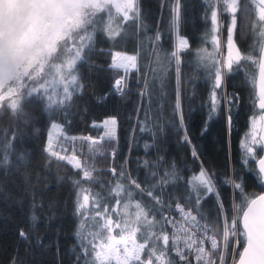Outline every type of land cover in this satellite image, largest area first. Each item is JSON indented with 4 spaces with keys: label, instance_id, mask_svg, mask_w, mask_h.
I'll list each match as a JSON object with an SVG mask.
<instances>
[{
    "label": "trees",
    "instance_id": "16d2710c",
    "mask_svg": "<svg viewBox=\"0 0 264 264\" xmlns=\"http://www.w3.org/2000/svg\"><path fill=\"white\" fill-rule=\"evenodd\" d=\"M174 3L175 0H139L140 20L124 23L114 17V26H122L121 35L115 39L98 29L91 49L85 51L78 64L82 87L66 106L49 111L45 100L29 97L23 118L13 117L7 109L0 111V264H86L91 259L82 252L77 235L81 217L76 213L78 189L73 181L80 180L81 174L45 150L53 121L62 123L67 134L79 135L98 133L91 126L93 120L115 118V138L105 140V155L96 158V167L104 169L98 173L104 187L82 185L106 197L104 203L109 209L115 200L108 196V185H115L119 179L108 171L111 168L117 173H130L146 190H152L167 178L166 173L174 171L179 179L153 192L170 207L176 202L190 207L188 198L194 200V195L186 182L199 173L201 162L214 173L225 209L234 195L233 188L223 183L225 177L242 178L248 193L264 189L249 170L255 167L254 163L242 162L241 141L249 131V118L258 119L260 115L252 107V91L245 83L244 72L234 69L225 75L223 89L216 92L219 105L209 119L211 80L203 69L196 68L187 53H181L179 75L175 60L169 62L167 57L175 43V34L169 31ZM242 3L249 9L248 22H255L253 6L248 0ZM209 5L210 0H181L179 33L193 49L212 50L211 43L204 42L205 34L212 28ZM222 8L221 5L219 20L223 50L230 14ZM104 20L107 21L106 14ZM157 33L159 41L155 40ZM236 41L241 51L248 53L253 36L248 34L241 39L238 30ZM120 52L137 56V67L124 74L126 86L122 93L116 90L115 81L123 72L112 67L113 58ZM244 67L251 70L250 65ZM233 94H238V103L229 104ZM193 148L197 156H193ZM76 153L80 155V151ZM83 153L82 160L88 157L87 151ZM5 155L7 163H3ZM120 183L127 185L128 181ZM200 195L201 211L210 221L215 220V194ZM135 200L145 207L154 206L146 193H137ZM134 211L129 209L130 213ZM112 218L117 219L115 214ZM156 219L160 220L158 212ZM166 230L170 234V226ZM170 255L175 264H180L174 254Z\"/></svg>",
    "mask_w": 264,
    "mask_h": 264
},
{
    "label": "snow or ice",
    "instance_id": "6c2138e0",
    "mask_svg": "<svg viewBox=\"0 0 264 264\" xmlns=\"http://www.w3.org/2000/svg\"><path fill=\"white\" fill-rule=\"evenodd\" d=\"M248 3L255 9V22H248L249 9L242 0H210L212 28L204 36L205 44L211 43L209 51L207 47L191 48L188 39L180 35L182 6L181 0H175L169 25V31L175 34V43L167 57L169 62L175 60L179 75L181 53H187L193 57L196 68L203 69L206 78L211 80L209 119L219 105L216 92L223 89L225 75L232 74L234 69L244 72L245 83L252 91V107L260 115L258 119L249 118V131L241 141L242 162L244 165L254 163L255 167L249 170L259 178L258 186L264 188V154L258 155V151L264 153V0H248ZM221 5L223 12L230 14L223 50ZM114 17L124 23L140 20L139 0H0V111L7 109L13 117L23 118L29 97L45 100L49 111L66 106L82 87L78 64L84 59L85 51L91 49L97 30L105 31L112 39L121 35L122 26H114ZM238 30L241 39L248 34L253 36L248 53L242 52L237 44ZM159 39L157 33L155 40ZM136 61L135 55L116 53L112 67L127 72L137 67ZM245 65H250L251 70ZM125 86L123 76L115 81L118 92L122 93ZM228 103H238V94H233ZM228 120L231 123V116ZM115 124V118L105 120V135L98 139L65 137L86 144L88 157L84 160L81 159L83 149L80 155L75 148L71 155L57 151L51 132L45 149L50 157L67 163L81 174L80 180L73 183L78 189L76 213L81 217L77 235L82 242V252L91 258L86 264H154V261L155 264H175L170 253L180 264H264V192H246L242 178H224L223 183L234 191L225 209L219 199L214 173L201 162L199 173L186 182L194 195V200L188 198L190 207L185 210L180 203L175 206L180 220L166 215L170 206L153 194L162 185L179 179L174 171L166 173L167 178L152 190H146L130 173L109 169L113 177L119 178L115 185L111 182L108 185V196L115 200L111 209L101 193L82 187L85 183L104 187L98 176L104 169L96 167V158L105 155L104 143L106 138L113 137ZM51 127L57 132L63 131L62 125L53 123ZM185 140L190 143L187 136ZM192 154L197 156L195 148ZM7 162L5 155L3 163ZM120 180H127V185ZM201 192L215 194V220L210 221L201 211ZM137 193H146L154 206L145 207L135 200ZM130 208L135 209L134 213L129 212ZM157 212L160 220L156 219ZM169 226L171 234L166 230Z\"/></svg>",
    "mask_w": 264,
    "mask_h": 264
},
{
    "label": "rangeland",
    "instance_id": "374dc122",
    "mask_svg": "<svg viewBox=\"0 0 264 264\" xmlns=\"http://www.w3.org/2000/svg\"><path fill=\"white\" fill-rule=\"evenodd\" d=\"M110 117V116H109ZM259 117V116H258ZM105 118V117H104ZM104 118H102L101 120L99 121H102ZM113 117H110V119H112ZM94 122V125H93V122L91 123V126L93 128H95L98 133L97 134H92L94 138H99L100 136L102 135H105V131L106 129L99 126V123L100 122ZM56 122V121H55ZM52 133L54 134V132H52V129L49 130V133ZM65 137H71V135L67 134L66 136H62L60 138H58L57 140L54 139L53 137V140H54V147L56 148L57 151H61V154L62 155H71L72 153V149L75 148L76 150L80 151L81 149L85 150L88 152L87 150V146L86 144H84V142H81V141H71V140H66ZM48 138H49V135H48ZM107 139V138H106ZM112 139H114V137H112ZM47 144H48V140L46 142V147H47ZM62 149H67V151H63ZM77 155H79L77 153Z\"/></svg>",
    "mask_w": 264,
    "mask_h": 264
},
{
    "label": "built area",
    "instance_id": "2783aa9c",
    "mask_svg": "<svg viewBox=\"0 0 264 264\" xmlns=\"http://www.w3.org/2000/svg\"><path fill=\"white\" fill-rule=\"evenodd\" d=\"M120 54L123 56V55H128V56H133L134 54L133 53H128V52H120ZM112 64H113V61H112ZM132 68H130L128 71H130ZM122 70V75H121V77L123 76L124 77V74H125V71H124V69H121ZM120 77V78H121ZM120 78H118V79H120ZM109 119V120H111L110 119V117H105L102 121H99V122H103L105 119ZM94 122L95 121H93V125H94ZM53 123H56V124H58V125H62V128H63V124L62 123H60V122H55V121H53V122H51L50 123V125H49V128H48V135H49V130H51L52 129V127H51V125L53 124ZM52 132H54V134H53V137H54V139L55 140H57L58 138H60V137H62V136H66L67 135V133L66 132H64V130L62 131V132H57V131H55V130H53L52 129ZM69 135H71V137H77V138H79V137H92V138H94L93 137V135L91 134V133H89V132H87V133H84V134H79V135H77V134H69ZM115 135H116V124H115V126H114V135H113V137L115 138ZM102 136H104V135H102ZM101 137V136H100ZM76 141H81V140H79V139H77ZM82 142V141H81ZM111 155L113 154V150L111 149ZM177 203H180V202H176L172 207H170V210H168L167 211V213H168V216H170V217H174L176 220H180V215H179V213H178V211L176 210V208H175V206H176V204ZM181 205H182V203H180ZM185 208V210H187L188 208H186V207H184ZM170 234H171V227H170ZM211 234V233H210ZM208 245H207V242H206V247H207Z\"/></svg>",
    "mask_w": 264,
    "mask_h": 264
},
{
    "label": "bare ground",
    "instance_id": "6f19581e",
    "mask_svg": "<svg viewBox=\"0 0 264 264\" xmlns=\"http://www.w3.org/2000/svg\"><path fill=\"white\" fill-rule=\"evenodd\" d=\"M99 126L105 128V126H104V122H100V123H99Z\"/></svg>",
    "mask_w": 264,
    "mask_h": 264
},
{
    "label": "water",
    "instance_id": "95a60500",
    "mask_svg": "<svg viewBox=\"0 0 264 264\" xmlns=\"http://www.w3.org/2000/svg\"><path fill=\"white\" fill-rule=\"evenodd\" d=\"M260 135V133H258V136ZM262 154H264V153H261L260 155H262ZM262 192H264V189L261 191V192H259V193H262Z\"/></svg>",
    "mask_w": 264,
    "mask_h": 264
}]
</instances>
